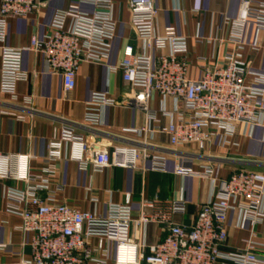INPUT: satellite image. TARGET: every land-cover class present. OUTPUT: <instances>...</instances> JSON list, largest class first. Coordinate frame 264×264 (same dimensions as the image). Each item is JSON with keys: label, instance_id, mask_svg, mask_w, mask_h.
Segmentation results:
<instances>
[{"label": "built area", "instance_id": "1", "mask_svg": "<svg viewBox=\"0 0 264 264\" xmlns=\"http://www.w3.org/2000/svg\"><path fill=\"white\" fill-rule=\"evenodd\" d=\"M116 0H72V4L55 12L49 32L32 36L26 48L7 46L10 19L38 14L43 0H0V49L2 67L0 90L16 99V87L26 82L22 69L25 52L41 54L49 74L59 76L64 94L76 87V77L84 63H105L110 59L117 23L113 17ZM240 11L235 20L223 18L230 26L229 41L238 50L244 45L248 24L264 32V0H239ZM131 25L141 43V53L125 48L122 62L110 72H120L123 81L143 92L147 124L125 133L144 139V147L88 143L77 131V124H63L60 137L48 143L39 174L29 171L27 155H0V180H15L22 189L8 187L5 198L10 211L22 220L20 230L32 235L28 244L30 257L19 264H264L255 251L261 246L253 238L244 249L224 251L228 238L227 223L231 212H240L242 221L264 222V175L253 171H237L227 179L220 177V166L192 169L188 157L177 150L196 148L206 151L219 137L229 144L237 134V126L253 130L264 117V75L250 70L248 63L235 53L226 55L225 67H202L200 77L189 78L188 38L175 28L156 30L158 9L154 0H129ZM82 6L92 8L85 12ZM257 44L252 49H257ZM153 93L172 100L174 108L162 110L170 122L154 126L157 121L147 102ZM117 104L108 92H96L86 106L82 127L99 130L102 113ZM27 105V104H26ZM26 108H29V102ZM149 134L168 137L176 153L171 172L178 176L198 177L212 182L211 198L203 203L190 227L171 222L168 216L149 215L150 202L141 204L138 220L133 219L131 196L122 204L109 203L104 213L79 210L58 203L51 182L61 161L76 163L80 170L102 173L111 166L143 172H170V158L163 152H152ZM188 202L172 201L169 215L186 214ZM166 224L167 235L146 255L144 245L131 238L133 223ZM5 246L0 245V250Z\"/></svg>", "mask_w": 264, "mask_h": 264}, {"label": "crops", "instance_id": "2", "mask_svg": "<svg viewBox=\"0 0 264 264\" xmlns=\"http://www.w3.org/2000/svg\"><path fill=\"white\" fill-rule=\"evenodd\" d=\"M44 8L38 13L22 19H10L8 23L7 46L26 48L32 36L43 38L48 32L56 11L67 9L72 0H43ZM158 9L156 30L175 28L178 35L188 38V76L197 80L202 67L209 69L225 67V57L235 53L248 63L251 71L264 75V32H257L253 23L248 24L241 50L229 41L230 26L223 18L235 20L240 11L239 0H154ZM85 12L92 8L82 6ZM113 17L117 23L116 38L110 59L105 63H84L80 66L76 87L64 94L61 77L49 74L47 63L41 54L25 52L22 69L28 75L26 82L16 87V99L0 90V155H27L29 171L39 174L45 167L44 157L48 143L57 140L63 124H77V131L88 143H110L112 145L139 146L144 139L124 130L139 129L147 124V112L142 101L143 92L125 83L120 72H110L123 60L125 48L131 47L134 54L141 53V43L131 25L129 0H116ZM257 44V49L252 46ZM2 67L0 49V72ZM96 92H108L117 104L106 108L103 126L99 130L82 127L86 106ZM29 102V108H26ZM27 104V105H26ZM149 110L155 113L154 126H166L170 120L162 116L164 107L174 108L172 100H163L153 93L147 102ZM147 143L152 152H163L170 158L168 173L143 172L111 166L102 173L92 169L82 171L76 163L61 161L56 166V176L51 188L57 190L58 203L79 210L104 213L109 203L122 204L126 195L131 196L133 219L138 220L141 204L150 202L151 215H166L174 223L190 227L194 224L200 206L212 195V182L198 177H183L171 172L175 150L171 149L168 137L163 134H149ZM189 158L192 169L201 172L204 166H220V177L227 179L237 171H253L264 175V117L250 131L244 125L237 126L235 138L229 144L214 139L206 151L196 148L177 150ZM22 189L24 184L15 180H0V264H19L30 257L29 243L32 235L20 230L22 220L10 211L5 198L6 188ZM188 202L183 216L169 215L172 201ZM264 210V203H263ZM228 238L226 252L244 249L250 239L261 246L255 251L264 260V222L253 224L242 221L240 212H231L227 223ZM167 235L166 224L151 222L133 223L131 238L144 245L148 255L151 248ZM112 264V263H111Z\"/></svg>", "mask_w": 264, "mask_h": 264}]
</instances>
